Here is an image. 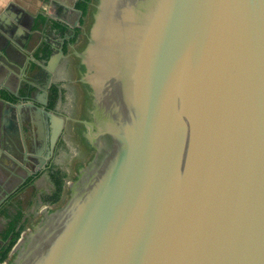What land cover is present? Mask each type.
<instances>
[{
	"label": "water",
	"instance_id": "water-1",
	"mask_svg": "<svg viewBox=\"0 0 264 264\" xmlns=\"http://www.w3.org/2000/svg\"><path fill=\"white\" fill-rule=\"evenodd\" d=\"M43 67L68 191L8 264H264V0H56Z\"/></svg>",
	"mask_w": 264,
	"mask_h": 264
},
{
	"label": "crops",
	"instance_id": "crops-1",
	"mask_svg": "<svg viewBox=\"0 0 264 264\" xmlns=\"http://www.w3.org/2000/svg\"><path fill=\"white\" fill-rule=\"evenodd\" d=\"M55 5L56 0H0V30H5L9 36H4L0 41V97L3 98H0V183L9 181L15 184L24 179V176L27 177L24 170H16L15 161L23 153H33L25 140L24 131L28 132V137H33L36 123L42 117L39 113L34 115L31 104L20 102L24 99H19L11 89L18 91L22 86L27 87L33 83L38 84V89H41L44 67L37 53L43 41L49 42ZM18 43L30 55L19 48ZM33 86L37 88L34 84ZM23 124L27 125V130L22 128ZM17 126L20 127V134L16 130ZM44 175L49 178L52 186L46 170L42 176ZM1 211L0 245L3 244L1 230L7 222ZM32 223L31 218L27 226H32Z\"/></svg>",
	"mask_w": 264,
	"mask_h": 264
},
{
	"label": "flooded vegetation",
	"instance_id": "flooded-vegetation-1",
	"mask_svg": "<svg viewBox=\"0 0 264 264\" xmlns=\"http://www.w3.org/2000/svg\"><path fill=\"white\" fill-rule=\"evenodd\" d=\"M51 26H52V22H51ZM45 43L48 42L43 41L41 48L44 46ZM38 58L43 62L44 60L43 58L40 57ZM28 90H30L31 92L32 91L35 92L37 88H34L33 85L30 86L27 85V87L22 86L18 91L22 96H25L26 94H28ZM24 101L26 102V99H24L21 102ZM39 105L43 107L42 104ZM31 108L33 110L34 115L39 113L42 117V120L36 123L33 137L30 136L28 137V132L24 131L25 140L30 145L31 149H33V153L32 154L23 153L22 157L18 158L15 161L17 165L16 170L19 172L24 170L27 174V177L24 176V179L20 180L18 183L15 184H11L9 183V181L7 183H0V210L3 211V209L8 204L14 203L15 206L19 205L23 207L24 211H41L40 214L43 215V213L49 208H52V206L44 202V197L49 193V191L45 190V186H43L44 189L42 186H41L42 188L39 189L38 187L40 183L39 180L37 181V179L42 176L43 172L46 170L47 166L49 165V162L51 163L55 161L59 151L57 145L55 144L54 149L49 156V129H48V124L46 123V115L43 112V110L37 106L31 105ZM26 126L27 125L23 124L22 128L27 130ZM16 130L18 131V134H20L19 126L16 127ZM43 159L44 160L46 159L45 166L43 168H40L38 171H35L37 168H39ZM31 175H35L36 177L33 179V181L23 186V183ZM34 190H35V194H34Z\"/></svg>",
	"mask_w": 264,
	"mask_h": 264
},
{
	"label": "trees",
	"instance_id": "trees-1",
	"mask_svg": "<svg viewBox=\"0 0 264 264\" xmlns=\"http://www.w3.org/2000/svg\"><path fill=\"white\" fill-rule=\"evenodd\" d=\"M47 47L48 43H45L44 46L38 50L37 56L45 60ZM46 171L49 174L52 186L49 193L44 197V202L49 205L57 204L67 192L66 180L68 176L64 169L54 161L47 166ZM34 177L35 175L29 176L23 183V186L33 181ZM35 213V211H24L23 207L19 205L15 206L14 203L8 204L3 211H1V214L6 218L7 222L1 230V241L3 244L0 245V264L9 258L14 244L17 242L23 229L26 228L30 219L35 216Z\"/></svg>",
	"mask_w": 264,
	"mask_h": 264
},
{
	"label": "rangeland",
	"instance_id": "rangeland-1",
	"mask_svg": "<svg viewBox=\"0 0 264 264\" xmlns=\"http://www.w3.org/2000/svg\"><path fill=\"white\" fill-rule=\"evenodd\" d=\"M55 161H56V163H58L59 164V166H61V168H63V165H62V161H61V158H60V155H59V153H58V156L56 157V159H55ZM64 169V168H63ZM68 178V177H67ZM68 180H69V178H68ZM39 189H41L43 186H45V190L46 191H50V189H51V183L49 182V178L47 177V176H42V179L41 180H39ZM42 186V187H41ZM67 187V186H66ZM43 189H44V187H43ZM67 191H68V189H67ZM66 194H67V192H66ZM66 194L64 195V197L62 198V200L59 202V203H57V204H53V205H51L52 207H54V206H57V205H59L63 200H64V198H65V196H66ZM36 213H35V216H34V218H32V222L33 223H35L36 222V220L37 219H39V217H40V212L41 211H35Z\"/></svg>",
	"mask_w": 264,
	"mask_h": 264
},
{
	"label": "built area",
	"instance_id": "built-area-1",
	"mask_svg": "<svg viewBox=\"0 0 264 264\" xmlns=\"http://www.w3.org/2000/svg\"><path fill=\"white\" fill-rule=\"evenodd\" d=\"M66 182H67V181H66ZM29 227H30V226H27L25 229H23V231L21 232L20 237L24 236V234H25L26 231L29 229ZM11 256H12V252H10V254H9V258L6 259L5 261H3L2 264H8V263H9V260H10V258H11Z\"/></svg>",
	"mask_w": 264,
	"mask_h": 264
}]
</instances>
